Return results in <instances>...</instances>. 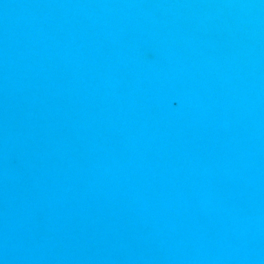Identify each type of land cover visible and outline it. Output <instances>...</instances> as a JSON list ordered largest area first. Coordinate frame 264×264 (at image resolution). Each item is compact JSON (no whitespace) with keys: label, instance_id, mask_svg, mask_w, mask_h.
I'll list each match as a JSON object with an SVG mask.
<instances>
[{"label":"water","instance_id":"1","mask_svg":"<svg viewBox=\"0 0 264 264\" xmlns=\"http://www.w3.org/2000/svg\"><path fill=\"white\" fill-rule=\"evenodd\" d=\"M0 264H264V0H0Z\"/></svg>","mask_w":264,"mask_h":264}]
</instances>
